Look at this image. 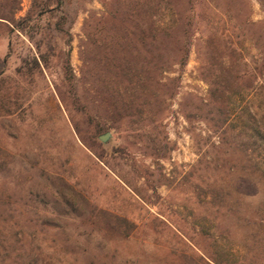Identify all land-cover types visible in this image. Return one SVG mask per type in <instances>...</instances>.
Here are the masks:
<instances>
[{"label":"rangeland","instance_id":"rangeland-1","mask_svg":"<svg viewBox=\"0 0 264 264\" xmlns=\"http://www.w3.org/2000/svg\"><path fill=\"white\" fill-rule=\"evenodd\" d=\"M20 2L0 264H264V0Z\"/></svg>","mask_w":264,"mask_h":264},{"label":"trees","instance_id":"trees-1","mask_svg":"<svg viewBox=\"0 0 264 264\" xmlns=\"http://www.w3.org/2000/svg\"><path fill=\"white\" fill-rule=\"evenodd\" d=\"M20 8H21L20 0H11L6 5L0 7V22H5V23H8V24H12L14 26L13 23L15 22V14ZM150 15H152V13ZM156 25H157V23L154 20L153 21V25L150 27L151 31L149 33V36H153L152 33H153L154 27H156ZM219 60H220V64L224 68V65H225L224 59L222 57H220ZM36 63L38 64L37 60H36Z\"/></svg>","mask_w":264,"mask_h":264},{"label":"water","instance_id":"water-1","mask_svg":"<svg viewBox=\"0 0 264 264\" xmlns=\"http://www.w3.org/2000/svg\"><path fill=\"white\" fill-rule=\"evenodd\" d=\"M111 132H106L105 134L100 136V139L104 142H106L111 137Z\"/></svg>","mask_w":264,"mask_h":264}]
</instances>
